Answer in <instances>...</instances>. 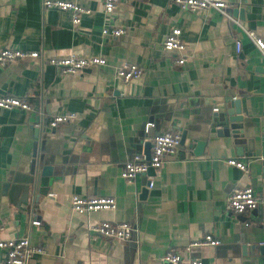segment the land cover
<instances>
[{
	"label": "crops",
	"instance_id": "1",
	"mask_svg": "<svg viewBox=\"0 0 264 264\" xmlns=\"http://www.w3.org/2000/svg\"><path fill=\"white\" fill-rule=\"evenodd\" d=\"M43 1L0 0V50L39 54L0 67V98L34 95L29 111L0 109V239L28 238L43 251L28 264H160L169 250L202 264H264V204L243 215L226 208L236 189L251 187L264 198V60L244 33L264 39V0H225L231 18L182 11L172 0L122 2L110 15L102 0H52L90 12L77 26L68 13L43 9ZM106 27L125 33L102 36ZM173 29L185 44L183 65L162 49ZM71 54L106 64L75 75L47 64ZM125 63L142 76L116 79ZM233 101L239 134L211 138ZM66 113L75 118L47 127ZM168 132L184 133V147L159 171L121 179L123 163L148 151L147 137ZM73 196L113 197L116 209L77 215ZM97 221L126 222L133 235L103 239L91 232ZM205 235L219 246L184 253Z\"/></svg>",
	"mask_w": 264,
	"mask_h": 264
},
{
	"label": "built area",
	"instance_id": "2",
	"mask_svg": "<svg viewBox=\"0 0 264 264\" xmlns=\"http://www.w3.org/2000/svg\"><path fill=\"white\" fill-rule=\"evenodd\" d=\"M135 0H102L103 11L105 15H110L122 2H132ZM172 2L182 11L187 12H208L214 11L226 18L230 5L225 0H172ZM43 9L56 10L68 13L71 23L77 26L81 23V19L90 12L76 4L62 1L44 0ZM235 22L240 28L238 22ZM122 28H104L101 31L102 36H110L119 38L124 35ZM245 35L252 41L254 47L264 60V39L260 38L253 31H244ZM236 52H240V43H236ZM162 49L166 53L175 54L177 56L175 64L183 65L186 61L184 56L185 44L181 39V31L173 29L165 37L162 42ZM37 52L21 51L12 48L0 50V67H6L10 63L17 60L37 59ZM47 64L54 67L62 75H75L92 67H103L106 64L105 59L99 57L82 58L76 55H68L65 57H54L47 60ZM142 76V70L134 64L125 63L115 72L116 79L123 83H129L137 80ZM34 95L29 93L23 98L2 97L0 98V109L11 110L20 109L29 111L30 106L28 99ZM216 111V110H214ZM75 118L72 113L57 115L47 122L50 129L56 128L60 124L67 123ZM151 124L147 125V129ZM150 144V155L147 159L144 153H135L122 165L120 177L126 182H132L139 176H145L148 170L152 169L154 173L159 171L167 158H171L176 154L179 147L180 136L177 133H158L148 136L146 139ZM227 164L241 171H246V167L241 162L235 160L227 161ZM152 178L148 181V188L153 187ZM264 204V198L255 195L251 187L234 190L226 200V208L235 215H243L246 212L257 209ZM116 200L113 197H81L73 196L71 198V211L77 215L95 214L101 211H115ZM33 226H40V221L34 219L31 223ZM1 231V229H0ZM91 232L103 239L117 240L127 242L133 235V227L126 222H107L97 221L92 227ZM220 241L205 235L203 238L190 242L184 249V253H189L196 248L217 247ZM0 250L4 252V261L2 264H28L31 257L35 254H41L43 251L31 245L28 238L19 239H0ZM160 264H202L198 259L185 258L180 252L169 250L160 259Z\"/></svg>",
	"mask_w": 264,
	"mask_h": 264
},
{
	"label": "water",
	"instance_id": "3",
	"mask_svg": "<svg viewBox=\"0 0 264 264\" xmlns=\"http://www.w3.org/2000/svg\"><path fill=\"white\" fill-rule=\"evenodd\" d=\"M239 103L237 101H233L230 103L229 108L225 110V112L222 113V115L219 116V119L215 121V127H218L219 129L214 132V135L211 136V138H214V136L218 137H225V138H230L231 135H237L239 134V130L235 128L236 124H239L242 121V118L240 117L241 115ZM234 137V136H233ZM237 138V137H236ZM235 138V139H236ZM185 144V135L182 133L180 135V142H179V147L178 148H183ZM206 142H199L197 144V149H203L205 146ZM147 149L148 151L145 153L146 158H149V150H150V144L147 143ZM188 148H192V145L190 144ZM196 152V151H195ZM194 152V153H195ZM200 151H198L199 154ZM252 154V153H251ZM36 160L32 161V169L36 165ZM262 174H264V161L262 162V169H261ZM149 173H154L152 169L148 170L147 174ZM148 185V184H147ZM144 193L142 194V198H144Z\"/></svg>",
	"mask_w": 264,
	"mask_h": 264
}]
</instances>
